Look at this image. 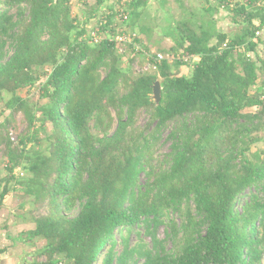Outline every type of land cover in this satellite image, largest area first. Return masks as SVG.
Returning <instances> with one entry per match:
<instances>
[{
  "label": "trees",
  "instance_id": "16d2710c",
  "mask_svg": "<svg viewBox=\"0 0 264 264\" xmlns=\"http://www.w3.org/2000/svg\"><path fill=\"white\" fill-rule=\"evenodd\" d=\"M71 1L0 0V101L10 112L0 117V211L12 180L32 205L47 208L33 214L28 233L30 242L45 240L36 264H262L264 149L254 148L264 143V80L257 82L264 0L237 4L242 28L231 36L204 16L165 29L174 47L162 53L173 63L149 57L140 38L115 40L114 16L123 9L131 19L124 24L137 26L150 0L127 8L116 0L118 11L95 30L72 17ZM215 1L229 10L231 0ZM41 75L46 103L31 104L18 93ZM18 114L30 132L13 141ZM169 127V151L154 158ZM19 168L27 179L15 175ZM139 224L150 243L132 246Z\"/></svg>",
  "mask_w": 264,
  "mask_h": 264
},
{
  "label": "rangeland",
  "instance_id": "374dc122",
  "mask_svg": "<svg viewBox=\"0 0 264 264\" xmlns=\"http://www.w3.org/2000/svg\"><path fill=\"white\" fill-rule=\"evenodd\" d=\"M116 0H108L107 3L104 5L98 6L96 0H72L70 7H71V15L73 18H76L82 23H85V27L89 30H95L94 28L104 20H106L109 16L114 14V11H118V6L116 5ZM122 8H127L130 0H122ZM250 0H231V5L229 6V10L227 8L218 7L216 5L215 0H167L165 4H163L160 0H150L148 7L143 11L139 18L133 19L134 24L137 23V26L124 24L126 20L131 21L130 17L126 18V14H124V10H120L121 15H115L114 17V28L117 29L118 33L123 36V38H128V41L133 42L134 38H140L138 45L144 46V48H149L150 53H148L149 57H153L154 55L161 54L163 56H167L168 54H164L162 52L171 50L174 47V42L172 41L171 37L167 38L164 36L165 29H168L171 25L174 26L177 24L178 21L185 19V20H192L199 19L201 17H205L207 20L211 19L215 22V28L217 31L222 32L224 34L233 35L239 33L242 28V24H238L234 22V15L233 10L236 9L238 3L249 4ZM116 5V7L114 6ZM113 7V11L109 10V7ZM209 6H213L214 11L212 12V16L206 11ZM94 14L92 22L86 23L87 15ZM126 19L124 22L123 20ZM258 23V22H256ZM132 24V23H131ZM116 25L118 27H116ZM80 26L83 27V24L80 23ZM133 28V29H132ZM141 29H145L146 33H140ZM262 44L259 47L258 56V68H259V80L257 81L260 83L264 80V32L262 35ZM134 43V42H133ZM141 50V48H140ZM182 51L179 52L181 54ZM121 54V52L119 53ZM123 55L122 60L126 61L128 59L127 53L121 54ZM146 66V65H145ZM136 72H141L143 69H140L138 65L135 66ZM146 70V67H144ZM190 72L188 71V74ZM44 76L41 75V79L38 83L34 86H28L21 88L18 95L22 97L29 98V102L31 104H44L46 100L41 99L40 96V88L42 87L41 84ZM9 96L6 97V100ZM5 109L4 101H0V117L1 119L8 117L10 112ZM253 111L256 109H252ZM3 112V114H1ZM12 124V136L13 138H18L27 132H30L26 128V124L23 121V115L18 114L16 119H13ZM148 118L145 115L141 116L140 119V126L145 127L147 125ZM47 134L51 131V126H47L46 128ZM171 128L169 127L165 130L161 135V140L156 142V145L152 151V155L154 158H162L164 154L169 151L170 143L166 141ZM45 132H41L39 137L43 140L47 137ZM262 140H264V131L260 133ZM41 149L45 150L47 147L46 142H42ZM32 145H29V148ZM262 150L264 149V143L260 142L256 145L254 150ZM31 150H34L31 149ZM37 150V149H36ZM34 153V152H33ZM32 153V154H33ZM6 161L5 158L0 153V171H6ZM20 180L27 179V174L21 170V168L15 170ZM2 173V172H1ZM6 173V172H5ZM141 179H144V174L141 176ZM23 182V181H21ZM11 185L9 184L8 187H13L14 181L12 180ZM12 189V188H11ZM16 191H11L9 195L6 197V206L4 210L10 212L9 214L4 213L0 217V248L4 247V244H8V241L11 242V237L16 238L21 236V238H25V235L28 236L27 230H29L33 225L32 219H34V213L37 212V215L46 214L47 208L41 210L40 205L38 206L35 202L34 205H31L30 201L28 202L26 195L23 192V189L17 187ZM34 200V199H33ZM243 202V200H241ZM8 208V209H5ZM240 209V205H239ZM5 219V220H3ZM165 224L160 226L157 234L161 239L165 238L166 233V222L167 219H163ZM25 229V230H24ZM22 236L23 233H25ZM26 239V238H25ZM24 239V240H25ZM23 240V241H24ZM7 241V242H6ZM130 241L132 246L139 243H150V239L145 235V227L142 224L135 225L134 230L130 235ZM6 242V243H5ZM30 246V252L21 246L16 245L17 250L13 251V255L10 258L5 259V261H9L7 264H36L38 263V258L34 255L42 248L45 243V240L42 241H32ZM170 248V245H168ZM26 254L30 259L26 258ZM7 255V254H6ZM5 254L3 257L6 256ZM28 259V260H27ZM44 260V259H43ZM63 264H69L68 262H64ZM264 264V257L263 263Z\"/></svg>",
  "mask_w": 264,
  "mask_h": 264
},
{
  "label": "crops",
  "instance_id": "0c3cea01",
  "mask_svg": "<svg viewBox=\"0 0 264 264\" xmlns=\"http://www.w3.org/2000/svg\"><path fill=\"white\" fill-rule=\"evenodd\" d=\"M126 19H124L123 20V22L125 21ZM263 35V34H262ZM106 36V35H105ZM142 47H144L143 45H142ZM146 49H149V48H146ZM150 50V49H149ZM2 173H1V177L2 178H4L5 177V175H6V173L5 172H3V171H1ZM10 185H11V183H9ZM14 186L13 187H9V189H10V191H9V193L11 192V191H16L14 188H15V182H14V184H13ZM17 188V187H16ZM26 195V194H25ZM26 197H27V200H28V202L30 201V203H31V205L33 204V199L32 198H30L29 196H27L26 195ZM7 202H6V200L4 201V207L6 206L5 204H6ZM5 209H8V208H5ZM10 212H12V211H10ZM10 212H7L6 210H4V208H2L1 209V211H0V217H3L2 215L4 214V213H7V214H9ZM3 220H5V219H3ZM34 225V224H33ZM25 230V229H24ZM34 230V226H32L29 230H27V231H29V232H31V231H33ZM28 232V233H29ZM27 233V234H28ZM24 234H26V232L25 233H23L22 234V236H24ZM11 238H13V237H11ZM26 238V239H25ZM25 240L23 239V238H21V236H18V237H16L15 239H16V241H13L12 242V239H10L11 240V242L10 241H8V244H4L5 246L4 247H2V249H5V257H3V255L4 254H2L1 256H0V264H7L9 261H5V259H7V258H10V257H12V255H13V251L16 249L17 250V247H16V245H19V246H21V243L23 244V247H25L26 248V250L27 251H29L30 252V250H31V248H30V246H32L33 244H32V242H30V241H28V236L27 235H25ZM24 240V241H23ZM7 242V241H6ZM5 242V243H6ZM27 256H26V258H28V259H30V257H28V254H26ZM27 259V260H28ZM17 264H18V262H17Z\"/></svg>",
  "mask_w": 264,
  "mask_h": 264
},
{
  "label": "built area",
  "instance_id": "2783aa9c",
  "mask_svg": "<svg viewBox=\"0 0 264 264\" xmlns=\"http://www.w3.org/2000/svg\"><path fill=\"white\" fill-rule=\"evenodd\" d=\"M260 35H262L261 33H257V36H260ZM115 40L117 41V42H119V44H125L127 41H128V38H123V36L121 35V34H115ZM100 37L97 35V33L96 32H94V33H92V41L94 42V43H99L100 42ZM138 48H139V50H140V47L138 46V45H136V50H138ZM120 52H122V50H120ZM158 56V58H159V60L160 61H162V60H165V59H168L169 60V62H171V63H173L176 59L174 58L175 56H173V55H171V56H163V55H161V54H158L157 55ZM175 59V60H174ZM184 59V61H188V62H190L191 61V59H189V58H183ZM178 60V59H177ZM147 66V65H146ZM146 70H147V67H146ZM11 139L13 140V141H16V138H13V136H12V133H11Z\"/></svg>",
  "mask_w": 264,
  "mask_h": 264
},
{
  "label": "water",
  "instance_id": "95a60500",
  "mask_svg": "<svg viewBox=\"0 0 264 264\" xmlns=\"http://www.w3.org/2000/svg\"><path fill=\"white\" fill-rule=\"evenodd\" d=\"M153 90H154L155 100L158 101L160 99V91H161L160 84L156 83Z\"/></svg>",
  "mask_w": 264,
  "mask_h": 264
}]
</instances>
